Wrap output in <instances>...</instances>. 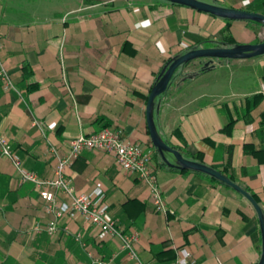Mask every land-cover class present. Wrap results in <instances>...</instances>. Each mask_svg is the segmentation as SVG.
Returning <instances> with one entry per match:
<instances>
[{
    "label": "crops",
    "instance_id": "obj_1",
    "mask_svg": "<svg viewBox=\"0 0 264 264\" xmlns=\"http://www.w3.org/2000/svg\"><path fill=\"white\" fill-rule=\"evenodd\" d=\"M204 1L264 15V0ZM0 37L15 86L6 91L0 80V137L24 168L51 181L71 140L120 129L126 142L152 151L168 208L157 212L146 182L112 154L85 150L65 168L76 196L102 190L107 218L138 235L135 260L118 237L84 217H57L42 188L23 183L0 146V264H179L183 251L188 264H257L262 233L253 206L209 176L162 164L146 108L171 58L194 46L261 43L264 26L160 0H0ZM215 64L177 79L163 99L159 129L187 158L256 196L264 211V56ZM193 65L184 72L203 67ZM53 193L57 204L69 203L65 193Z\"/></svg>",
    "mask_w": 264,
    "mask_h": 264
},
{
    "label": "built area",
    "instance_id": "obj_2",
    "mask_svg": "<svg viewBox=\"0 0 264 264\" xmlns=\"http://www.w3.org/2000/svg\"><path fill=\"white\" fill-rule=\"evenodd\" d=\"M1 51L2 42L0 37V80L6 91L14 90V83L2 65ZM0 146L2 155L12 162L20 175L21 181L23 183H32L38 188H42L41 197L50 204L48 209L54 210L57 217L63 215H67L70 218L84 217L88 222L100 228L102 232L118 237L121 241V249L127 251L129 256L135 260H139L135 251V244L139 240L138 235L136 233L132 235L124 234L116 223L107 218L109 205L102 190L97 189L92 194L76 196L71 180L65 176V168L73 164L85 150H100L112 154L124 171L137 175L146 182L152 195L155 210L163 214L168 212L158 185L157 174L153 167L152 151L146 150L139 143L126 142L120 129L105 128L92 135H80L71 140L70 152L66 158L59 160L55 178L51 181L41 180L35 173L25 169L22 160L13 151L7 138L0 137ZM55 191L68 195L70 198L69 203L57 204L53 193ZM56 230L57 225L55 222H52L47 229L50 234L56 232ZM35 231L40 232L41 228L36 226ZM189 257L190 254L183 251L179 264H188ZM93 264H113V260L106 261L94 258Z\"/></svg>",
    "mask_w": 264,
    "mask_h": 264
},
{
    "label": "water",
    "instance_id": "obj_3",
    "mask_svg": "<svg viewBox=\"0 0 264 264\" xmlns=\"http://www.w3.org/2000/svg\"><path fill=\"white\" fill-rule=\"evenodd\" d=\"M172 5L187 7L198 12L209 14L228 21L254 22L264 26V15L222 6L216 2L204 0H160ZM264 56V41L258 44H225L220 43L216 47L203 48L194 46L186 48L180 54L174 56L163 67L157 76L151 89L146 118L152 144L163 164L180 171H189L204 174L220 184L231 188L247 199L255 209L260 222L262 233L261 256L257 264H264V211L257 200L246 189L234 182L220 170L193 159L187 158L180 150L172 147L162 136L159 129L160 108L164 97L172 88L177 79L186 77L192 79L191 73L184 71L188 66L198 63L206 68L215 67V63L232 60H248Z\"/></svg>",
    "mask_w": 264,
    "mask_h": 264
},
{
    "label": "trees",
    "instance_id": "obj_4",
    "mask_svg": "<svg viewBox=\"0 0 264 264\" xmlns=\"http://www.w3.org/2000/svg\"><path fill=\"white\" fill-rule=\"evenodd\" d=\"M250 23H254V22H250ZM254 24H257V23H254ZM259 25V24H258ZM170 61V60H169ZM168 61V62H169ZM167 62V63H168ZM166 63V64H167ZM165 64V65H166ZM212 68H214V67H212V66H209V67H206V68H202L197 74H194V75H192L193 77L192 78H194V77H196V76H198V75H200V74H202V73H204V72H206V71H209V70H211ZM156 153V152H155ZM156 156H158V154L156 153ZM160 160V159H159ZM162 164H163V162H162ZM172 169H174V168H172ZM175 170H177V169H175ZM187 172H189V171H187ZM213 180V179H212ZM213 181H215V180H213ZM229 188V187H228ZM254 196V195H253ZM254 198L257 200V198H256V196H254Z\"/></svg>",
    "mask_w": 264,
    "mask_h": 264
},
{
    "label": "rangeland",
    "instance_id": "obj_5",
    "mask_svg": "<svg viewBox=\"0 0 264 264\" xmlns=\"http://www.w3.org/2000/svg\"><path fill=\"white\" fill-rule=\"evenodd\" d=\"M195 68H194V65L190 67V71H194Z\"/></svg>",
    "mask_w": 264,
    "mask_h": 264
}]
</instances>
